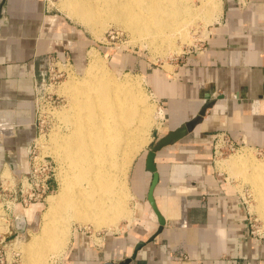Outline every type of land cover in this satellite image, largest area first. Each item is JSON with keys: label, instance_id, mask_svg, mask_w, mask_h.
<instances>
[{"label": "crops", "instance_id": "1", "mask_svg": "<svg viewBox=\"0 0 264 264\" xmlns=\"http://www.w3.org/2000/svg\"><path fill=\"white\" fill-rule=\"evenodd\" d=\"M83 44L71 23L45 13L43 0H0V119L10 117L20 124L15 136L0 145V168L9 163L29 171L38 71L46 66L48 54L68 50L73 55ZM179 68L177 75L164 77L158 69L156 85L166 117L151 143L200 117L206 95L216 102L192 132L156 153L159 182L154 195L167 224L130 264H264V238L248 235L247 207L219 177L213 151L217 131L264 149V0H249L246 9L239 0H224L222 19L210 39ZM149 150L131 169L133 190L143 200L153 178L146 167ZM145 227L152 235L158 223ZM135 238L110 243L102 237L99 249H85L81 242L72 247L71 257L79 260L75 264H97L102 257L107 262L120 247L133 254L138 241L145 240Z\"/></svg>", "mask_w": 264, "mask_h": 264}, {"label": "bare ground", "instance_id": "2", "mask_svg": "<svg viewBox=\"0 0 264 264\" xmlns=\"http://www.w3.org/2000/svg\"><path fill=\"white\" fill-rule=\"evenodd\" d=\"M63 7L90 26L106 17L124 19L135 33L158 44L174 40L179 32L184 38L185 24L193 17L210 22L222 16V0H63ZM89 57L85 83L70 79L64 85L72 95L71 111L64 117L69 132L61 136L55 148L67 165L68 176L58 192L48 196L50 204L42 230L27 244L28 262L32 264L36 262L33 252L46 240L52 239L58 251L66 249L69 226L64 223L75 220L95 229L112 228L127 216L119 201L127 190L124 177L137 152L149 142L143 137L150 125L151 108L141 85L117 79L95 49ZM234 162L239 173L252 169L249 175L258 176L251 179L256 183L263 214L264 166L249 163L246 169L241 168L239 159ZM4 176H9L8 169ZM34 205L23 209V216ZM24 218L27 220V215ZM155 224L149 218L145 223L147 229ZM41 251L37 254L40 261L45 258Z\"/></svg>", "mask_w": 264, "mask_h": 264}, {"label": "rangeland", "instance_id": "3", "mask_svg": "<svg viewBox=\"0 0 264 264\" xmlns=\"http://www.w3.org/2000/svg\"><path fill=\"white\" fill-rule=\"evenodd\" d=\"M43 3L45 13L58 14L66 19L77 29L79 37H82L84 40L83 46L77 47L76 53L73 55L68 50L64 54L61 53V55L48 54L46 66L40 68L36 76L38 79L41 71H44V73L46 71V83L42 85V81H40L38 86L35 85V91L36 93L38 92V104H36L35 100L36 132L33 137H37L41 155L50 159L53 163L55 168L53 184L56 186L53 193H56L62 181L68 176L67 165L55 148L61 136L69 132V127L64 117L65 114L71 111L72 95L67 93L64 85L70 79L85 83L86 68L90 63V50L95 49L97 51L98 55L104 59L108 70L117 79H130L138 82L150 105V125L143 137L144 140H149V142L145 143L137 152L132 162L133 165L134 161L145 149H153L157 142L151 143V141L153 137H158L163 129L161 123L166 117V105L164 99L159 95L156 85L158 69L161 70L162 77L166 74L177 75L180 69L179 66H185L189 59L196 58L199 55L211 37V30L222 19L224 0H222V16L220 20L218 19L219 21L212 20L209 22L203 18L196 17L197 19H195L193 17L190 19V21L192 20L191 22L187 21V24H185L184 38L181 37V33L179 32L176 35L177 37H174V40L162 42L161 44L152 43L149 41L148 36L135 33L124 19L106 17L102 21L90 26L77 17L72 16L63 7V0H43ZM248 3L249 1L244 8H242L240 2L239 5L241 9H246ZM177 31L179 30L177 29ZM50 55H55L57 57L56 60H60L61 63L49 65L48 57ZM64 68L68 69L69 73L60 76L61 71L59 70ZM255 148L247 144V147L224 150L222 155L218 153V157L214 158V166L221 180L227 186L233 187L237 191V194L246 201L247 207L253 217V223H255L254 229L260 227L264 230V213L262 214L259 208L263 207V205H260L261 201L258 196L259 192L257 191L256 183L252 181V179L258 176L249 175L250 172L253 173L252 169L247 173H239L237 167L233 166L235 158L239 159L241 168H249L247 167L249 163H254L255 165L262 164L264 166V152L259 153ZM132 165L127 172V177H124L127 190H125V195L119 199L120 203L122 202L125 206L124 208L127 210V216L130 215L128 216L129 218L127 216H125L126 218L122 217L119 219L117 226L112 228L101 227L95 229L91 225H80L75 220L70 221V224L64 223V226H69L67 230L69 239L67 238L64 244L66 249L58 251V247H55L52 239L46 240L41 248L33 252L36 259L35 264H75V261L79 262V260L72 259V247L75 244L83 242L85 249L88 245L90 247L94 245L93 249H99L97 248L99 247L97 243H102L100 239L102 237L110 240V243L120 237L130 242L136 239L135 236L145 240L149 237L153 230L150 233L146 230L145 221L148 218L154 219L157 224V215L152 207H150L148 199H141L133 190L131 184ZM260 178L258 179L260 180ZM49 204L50 198L48 197L47 202L32 206L26 212L27 220H21V217H25L26 215H19L17 219L19 237L16 241H11L15 236L12 237L10 240L12 244H8L5 248L9 259L13 257L14 253H17L18 256L16 258L21 264H32L31 261L28 262L31 256L29 255L27 244L33 236L41 232ZM41 249L40 253L45 256L42 261L37 259V254H39ZM131 254L132 252L129 248L124 249L120 247L119 251L117 249L115 257H110L109 261L121 262ZM105 260L102 257L97 264H104Z\"/></svg>", "mask_w": 264, "mask_h": 264}, {"label": "built area", "instance_id": "4", "mask_svg": "<svg viewBox=\"0 0 264 264\" xmlns=\"http://www.w3.org/2000/svg\"><path fill=\"white\" fill-rule=\"evenodd\" d=\"M249 0H239L242 8H244ZM55 55L48 57L49 65H56L61 63L56 60ZM69 62V61H67ZM68 64V63H66ZM65 64V65H66ZM60 76L68 74V69H60ZM43 72V73H42ZM46 73V71H45ZM41 71L39 78L35 79L36 86L42 81L45 82L46 74ZM36 93V104H38ZM36 124V123H35ZM20 124L10 117L0 119V145L6 140L12 138L17 133ZM238 147H247L246 143H240L235 140L226 131H217L214 137L213 151L214 158L218 157V153L222 155L224 150H234ZM257 152H264L263 148L256 147ZM29 153V171L20 172L18 168L12 167L9 163H5L0 168V264H21L16 258L17 253L9 259L6 247L14 236H18L19 230L17 219L20 215L21 209L31 206L32 204H43L47 202V198L55 191L53 179L55 175V168L50 159L44 157L39 152V145L37 137H33L28 144ZM9 170V176H4V171ZM242 198V197H241ZM246 207L247 203L243 199ZM247 231L248 235L255 238H264V230L260 227L254 229L252 214L247 207Z\"/></svg>", "mask_w": 264, "mask_h": 264}, {"label": "water", "instance_id": "5", "mask_svg": "<svg viewBox=\"0 0 264 264\" xmlns=\"http://www.w3.org/2000/svg\"><path fill=\"white\" fill-rule=\"evenodd\" d=\"M205 97H206V103L202 105L201 111L199 113L200 117L192 119L187 123L181 125L179 128L170 131L168 134L160 137L157 143L155 144V146L153 147V149L147 153L146 167L153 175L152 183L148 191V201L152 209L154 210L155 214L157 215L158 228L152 235H150V237H148L147 240L138 241V243L135 245L134 252L131 255V257H127L125 260L121 262L107 261L104 264H130L133 260L137 258V254L139 250H141L148 243L152 242L165 229L167 221L165 216L160 211L154 195L155 187L159 182V173L157 170V166L155 164V156L156 153L161 148L184 138L186 135H188L190 132H192L195 129L197 123L201 119V116H203L206 110L216 102L215 99H211L209 95H206Z\"/></svg>", "mask_w": 264, "mask_h": 264}]
</instances>
